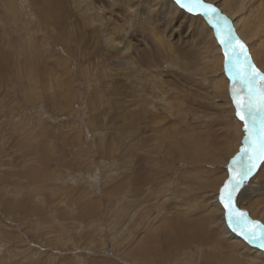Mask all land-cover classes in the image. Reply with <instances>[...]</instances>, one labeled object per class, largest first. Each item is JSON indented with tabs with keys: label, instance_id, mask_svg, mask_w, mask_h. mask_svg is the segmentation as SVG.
I'll use <instances>...</instances> for the list:
<instances>
[{
	"label": "rangeland",
	"instance_id": "1",
	"mask_svg": "<svg viewBox=\"0 0 264 264\" xmlns=\"http://www.w3.org/2000/svg\"><path fill=\"white\" fill-rule=\"evenodd\" d=\"M79 1L0 0V264H264L219 201L262 129L236 115L232 90L246 101L247 88L209 18L172 0H84L83 24ZM205 3L264 73V0ZM263 164L234 199L261 224Z\"/></svg>",
	"mask_w": 264,
	"mask_h": 264
},
{
	"label": "snow or ice",
	"instance_id": "2",
	"mask_svg": "<svg viewBox=\"0 0 264 264\" xmlns=\"http://www.w3.org/2000/svg\"><path fill=\"white\" fill-rule=\"evenodd\" d=\"M181 7L187 8L189 12H197L209 18V23L215 29L216 39L220 41L225 51L226 64L231 60L232 68L236 71L231 77L234 82H238L241 88H247V100L238 101L236 89L232 90V101L236 105V115L241 120H246L247 117L241 114V109L246 108L249 116L256 122L259 116V123L261 125L262 134L258 140V148L253 150V154L248 155V149H241L243 153L248 155L247 161L238 167L229 169L230 178L225 181L223 187L219 191V201L225 208V215L229 221L235 226L233 231H239L245 240L249 242L259 241V246L264 248V224L259 221H252L247 214L239 211L234 204L235 193L244 185L245 181L252 174L253 169L256 168V159L264 160V73L259 72L255 65L251 64L245 45L234 34V29L230 26V21L226 16H223L219 10L210 3H205V0H177ZM224 36L223 39L221 37ZM243 57V61H241ZM247 66L250 71L244 72L242 69ZM231 71V69H230ZM261 83L253 88L255 81ZM247 132V127L245 128ZM251 143V141H246ZM233 164H236L234 158ZM235 172V175L232 173ZM259 232V235H257Z\"/></svg>",
	"mask_w": 264,
	"mask_h": 264
},
{
	"label": "bare ground",
	"instance_id": "3",
	"mask_svg": "<svg viewBox=\"0 0 264 264\" xmlns=\"http://www.w3.org/2000/svg\"><path fill=\"white\" fill-rule=\"evenodd\" d=\"M74 1H76V0H74ZM84 0H80L79 2H78V9H79V14H80V20H81V22L83 23V24H86V21H87V23L89 24L90 23V21H91V19H89L90 21L88 22V18H87V13L91 10V8L89 7V5L87 4H84V5H82V7L80 6L81 5V3L83 2ZM148 1V0H147ZM157 0H153V2H156ZM163 2H164V0H162ZM167 1V0H166ZM172 1H174V0H172ZM186 3H187V0H184ZM163 2H162V5H163ZM175 2V1H174ZM172 3V2H171ZM169 1H168V4L167 5H171L172 6V4H171ZM151 6V5H150ZM174 6V5H173ZM226 7H227V5H226ZM75 8V7H74ZM171 8V7H170ZM174 8V7H173ZM180 8V7H179ZM240 10V9H239ZM238 10V11H239ZM164 11V10H163ZM142 12H144V11H142ZM147 12H148V10H147ZM165 12V11H164ZM186 12V11H185ZM10 13V12H9ZM92 13V12H91ZM148 13H150V12H148ZM187 14H188V12H186ZM88 15H89V13H88ZM193 15V14H192ZM232 15V14H231ZM193 16H197V15H193ZM202 16V15H201ZM232 16H235V15H232ZM203 17V16H202ZM87 18V19H86ZM230 19H232V17H228V20H230ZM95 20V19H94ZM243 20H245L244 19V17L243 18H238L237 19V22L236 23H234V28H236L237 29V23H239V22H241V21H243ZM91 22H93V21H91ZM247 22L248 21H245V26H248L249 28H250V24H251V22H249V24H247ZM29 23V22H28ZM98 23V22H97ZM91 24V23H90ZM262 24V23H261ZM93 25V24H92ZM209 25V27L211 28V30H212V32L214 33V30L212 29L213 27L210 25V24H208ZM91 26V25H90ZM138 26L139 27H142V30H144V31H146V29L148 30V29H150V34H151V36H153V37H155V33H154V31H153V29L151 28V27H149V25L148 24H144V25H142V24H140V23H138ZM82 27V26H81ZM86 27V26H85ZM240 27V26H239ZM248 27H247V29H248ZM252 27V26H251ZM80 28V27H79ZM103 28H99V30H97V32H98V34L100 33V32H103V30H102ZM241 29V28H240ZM251 29V28H250ZM254 29V28H253ZM68 31V30H67ZM147 32V31H146ZM247 32V31H246ZM104 33V32H103ZM254 33V32H253ZM70 34V33H69ZM73 34V33H72ZM97 35V34H96ZM102 35H104V34H102ZM215 35V34H214ZM237 35V34H236ZM254 35V34H253ZM100 36V35H99ZM98 36V37H99ZM102 37V36H101ZM109 38H110V36H108ZM157 37L158 36H156V41H157ZM106 38V37H105ZM238 38H240V37H238ZM107 39V38H106ZM71 40V39H70ZM110 40H112L111 38H110ZM141 40V39H140ZM217 41V40H216ZM110 42V41H109ZM145 42V41H144ZM107 43H108V41H107ZM146 43V42H145ZM218 43V42H217ZM220 43V42H219ZM110 44V43H109ZM112 44H113V40H112ZM127 44V43H126ZM111 45V44H110ZM259 46L261 45V46H263V44L262 43H260V41H259V44H258ZM257 45V46H258ZM252 46V45H251ZM253 47V46H252ZM133 48V47H132ZM132 48H130L131 49V51H130V53H133V51L134 50H132ZM129 49V47L128 48H126V50H128ZM257 49V47L255 48V50ZM259 50V49H258ZM257 50V51H258ZM126 52V51H125ZM128 52V51H127ZM120 53V52H119ZM123 54V53H122ZM259 54H261V53H259ZM129 58L131 59V62H133V58L132 57H130L129 56ZM219 59V58H218ZM221 59V58H220ZM124 60V59H123ZM258 60H260V58H258ZM130 64V63H129ZM132 66H133V64H132ZM261 67H262V69L264 70V62L261 60ZM116 68V67H115ZM259 68V67H258ZM260 69V68H259ZM258 70V69H257ZM264 72V71H263ZM28 73V72H27ZM226 86H227V81H226ZM142 98V97H141ZM138 101V100H137ZM240 119V118H239ZM131 122V121H130ZM241 122H242V120H241ZM132 123V122H131ZM246 127V126H245ZM246 139V138H245ZM250 145V144H249ZM171 151V150H170ZM232 164V163H231ZM263 166H264V164H263ZM262 166V167H263ZM230 169H231V167H230ZM261 171V170H260ZM173 196L171 197L172 198V200L174 201V204L172 205V206H178V207H181L182 205H186V204H183V203H178L177 202V198H178V196H176V194H172ZM174 197V198H173ZM166 198V197H165ZM217 204H218V202H217ZM154 206V205H153ZM215 206L216 207H218L217 205H216V202H215ZM177 207V208H178ZM224 207V206H223ZM222 207V208H223ZM176 208V209H177ZM221 208V209H222ZM223 211H225L224 210V208L222 209ZM163 216H164V214H163ZM224 216V215H223ZM163 219V218H162ZM224 220V219H223ZM175 221H177V220H175ZM174 221V222H175ZM223 222H221V224H222ZM190 223L188 222V226H187V228H189V229H191L190 228ZM176 226H181L180 228H184V226L183 225H181V221L179 220V221H177V223H176ZM222 227V231H223V234L225 235V236H227L228 238H230V239H232V240H238V239H241L240 237H236L235 238V235H231V234H229V231L223 226V225H221ZM192 227V226H191ZM186 229V228H185ZM230 229V228H229ZM233 234V233H232ZM255 244V243H254ZM258 244H259V242H258ZM256 245V244H255ZM250 250V249H249ZM250 252V251H249ZM263 258H264V255L262 256ZM261 257V258H262Z\"/></svg>",
	"mask_w": 264,
	"mask_h": 264
},
{
	"label": "water",
	"instance_id": "4",
	"mask_svg": "<svg viewBox=\"0 0 264 264\" xmlns=\"http://www.w3.org/2000/svg\"><path fill=\"white\" fill-rule=\"evenodd\" d=\"M175 1V3H176V5L178 6V7H180L181 9H183L184 11H186V12H188V13H190V14H193V15H201L200 14V12H189L188 10H187V8H185V7H181V5L180 4H178L177 3V0H174ZM185 2V1H184ZM186 3V2H185ZM203 16V15H202ZM203 17H205V16H203ZM243 121V123H244V125L247 127V129H248V131L247 132H249L250 133V128H249V124H248V122H247V120H242ZM246 148V147H245ZM244 148V149H245ZM240 237L242 238V240H244V241H246V242H248V243H250V244H252L253 246H255V247H257V248H261L258 244H256L255 242H249L248 240H245L244 239V237L242 236V235H240ZM256 245H255V244ZM263 249V248H262Z\"/></svg>",
	"mask_w": 264,
	"mask_h": 264
}]
</instances>
